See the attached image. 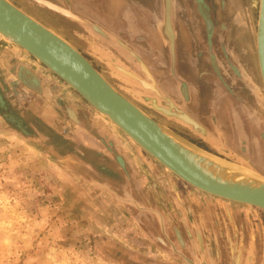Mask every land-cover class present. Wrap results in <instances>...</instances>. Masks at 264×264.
Here are the masks:
<instances>
[{
    "label": "rangeland",
    "instance_id": "374dc122",
    "mask_svg": "<svg viewBox=\"0 0 264 264\" xmlns=\"http://www.w3.org/2000/svg\"><path fill=\"white\" fill-rule=\"evenodd\" d=\"M10 1L71 42L75 37L70 29L79 31V28L70 24L67 25L69 30L62 28L55 16L49 14L48 17L41 11L47 6L35 0ZM49 1L54 3V0ZM147 1L142 5H148ZM203 1L209 6L213 29L208 33L206 21L200 20L199 15L197 21H194L193 14L200 7L199 0H176L174 4L181 40L185 44L184 57L189 60L188 65L184 66V75L193 83L192 89L197 87L198 91L201 87L212 85L216 89V77H221L219 72L222 70L224 83L232 89L234 99L244 111L237 120L238 114L233 106L220 105L217 108L216 96L212 91H206L200 95L201 100L203 98L206 101L200 108L205 109L201 111L198 106L195 107V118L208 132L219 125L226 133L228 140L224 145L221 144L219 150L211 152L231 161H243L264 174V85L256 47L258 5H255L254 0ZM155 5L158 6L157 2ZM182 16L186 21L181 20ZM200 35L202 39H207L208 47L196 41L195 38L199 39ZM4 43L26 53L0 36V45ZM209 56H213L220 65L218 72L210 63ZM31 59L61 86L64 95L59 97V102L64 103V108L60 118L64 126H70L62 129L66 134L70 128L75 130L72 137L84 140L82 147L78 144L80 149H90L89 145H93L91 138L101 132L104 124L110 130L113 146L121 154L116 153L115 148L110 149L113 158L100 160V166L108 170H98L99 165L95 166L98 169L90 167L94 158L91 150L87 152L83 149L86 152L85 158H79L74 152L77 146L70 147L60 142L64 153L55 151L46 139L48 129L41 120L45 112L40 104L31 105L29 100L16 101L10 95L8 81L0 74V264H210L209 257L211 259L219 244L216 238L228 227L226 221L223 223L226 210L234 215L233 221L236 222L240 221V217L249 215L257 231L263 232L264 209L209 194L185 182L101 115L44 64L32 56ZM237 67L244 68L253 76L254 81L248 83L255 98L239 72L234 70ZM3 70L0 65V72ZM200 75L203 76L201 84L195 82V76ZM197 91L193 90V97L197 98L200 92ZM142 104L162 113L153 106ZM73 106H78V109L80 107V119L83 120L84 115L87 120L82 123L85 124L84 129L74 125L71 112L76 119L77 113ZM162 123L181 134L175 126L165 121ZM242 124L247 126L248 135L240 133L239 126ZM208 136L215 138L210 132ZM227 149L240 153V160L224 155ZM130 172L135 174L130 180L133 188L139 185L148 194L154 192L157 196L154 206L140 203L129 191L124 195L120 193L123 188L121 178H130ZM108 178L114 179L112 187L117 194H113ZM171 180L181 196V202L186 204L187 208L180 209L182 213L192 215L197 210L207 218L210 230L197 226L201 236L199 241L194 239L192 231H179L181 225L177 207L163 186ZM115 195L124 199L132 197L146 209L121 201ZM209 203L215 206L211 207ZM213 214L221 221L219 228L214 225L216 219ZM164 215L170 231L165 228ZM140 220L153 224L146 228ZM197 244L204 252L200 258L201 263L195 262L187 252Z\"/></svg>",
    "mask_w": 264,
    "mask_h": 264
},
{
    "label": "flooded vegetation",
    "instance_id": "af4514ba",
    "mask_svg": "<svg viewBox=\"0 0 264 264\" xmlns=\"http://www.w3.org/2000/svg\"><path fill=\"white\" fill-rule=\"evenodd\" d=\"M129 1V0H128ZM146 2V0H140V1H133L130 0L127 4L128 6H136L137 8H142L141 4H144L143 2ZM158 4L156 6V2L153 0H148L147 4L151 7L157 8V14H155L156 10L153 9V11H147L146 14H144L142 19H138V23L144 28L148 30H154V32H158L159 34H164L162 35L160 42L163 45L164 49L167 50L168 52V61L169 67L167 68V72L169 73V78L168 82L164 79H159V78H154L153 73L151 69H149L148 66H146L142 62V56L140 52H136L135 50L137 47L132 46L133 42H126L128 45V49H126L122 42L118 39L112 43V41L109 43L107 41H104L103 34H98L102 33L99 31L98 33H94L95 26L94 22H92L88 17L79 15L82 18V21L80 20H74V19H69L65 17V15L53 11L47 7L42 8V12L46 13V15L49 17V14L55 16L56 22L58 20L60 22L59 25H62V28H65L66 30H69L70 28L67 25L74 26L77 29L79 28V32L76 29L71 28L70 30L73 31L72 34L74 35L73 41H69L67 38H65L67 41L72 43L81 53H83L92 63L93 65L98 69L100 73H102L103 76L107 78V80L118 90L120 91L123 95L137 103L140 107H142L145 111H148L155 119L159 121H165L168 122L171 126H175V129L180 131L181 134H183L185 137L189 138L191 141L195 142L199 146L209 150V151H217L220 149L221 144L225 143L227 141L226 133L220 128L219 125H216L213 130H209L210 133L215 135V138L211 136H205L199 133H196L192 128L187 127L185 124H183L177 117V115H170L169 117L154 110L153 108L144 106L143 100L141 97L137 94L138 92H143V88L141 86V81L144 80L146 83L149 85V88H153V81L155 82V86L157 89H159V94L153 93L151 90L144 92L145 95H142V98L144 100L148 99H154L157 100V104L161 107L167 108L169 112H172V114L178 112L187 113L191 117H196L195 111L193 109L195 107H199L201 111H203L205 108H200L204 103H206L205 99L202 98L200 95L203 92L208 91L211 93L213 92V95L216 96V104L217 108L221 106H233L235 109V112L238 114L237 120L240 119L239 115H243V108L242 106L234 99L232 89H230L225 83H224V72H221L220 70L219 74L220 76H217V81H216V89L213 87H201L197 98L193 97V90L192 89V84L191 80L188 81V78L184 75L185 70L184 66L188 65L189 60H186L184 57V48L185 44L184 41L181 40V32H180V26L177 18V9L172 8V13L170 14L169 6L173 2H169V0H155ZM134 2V3H133ZM136 2V3H135ZM54 3L63 6L65 8H69L71 11L75 13L73 10L71 3L68 0H54ZM154 4V6L152 5ZM160 4L162 6H160ZM146 5V6H148ZM199 8L195 9L194 12V21H197V15H199L200 20H203V22L206 21V26L207 30L206 32H212V24L209 25V12L204 8V1L199 0ZM160 7V8H159ZM188 12H190L188 9H185ZM181 15V14H180ZM203 16V17H202ZM183 17V16H182ZM182 21H186V19L183 17L181 18ZM193 20V19H192ZM211 22V21H210ZM164 25V26H163ZM205 26V24H204ZM164 27V28H162ZM98 28V27H97ZM195 31V30H194ZM216 33V32H215ZM60 35V34H59ZM64 37V36H62ZM196 41L199 40L200 45H204L208 47L207 44V39H202V36L200 35V38H195ZM145 41L146 38L144 39ZM202 41H205V43H202ZM148 42V41H147ZM142 43V42H140ZM149 43V42H148ZM139 46L138 49L143 52ZM213 49V47H211ZM130 50V51H128ZM210 52L212 54V50L210 49ZM201 54V53H200ZM210 54V55H211ZM166 55V54H165ZM206 57V56H204ZM203 57V59H204ZM202 58V55H200V59ZM209 61L211 64H213L214 67L218 68L220 65L217 64L215 58L213 56H209ZM111 64V65H109ZM218 65V66H217ZM221 69V68H220ZM236 72L243 73L242 75L247 76V71L244 68H239L237 67ZM112 71L115 73H118L120 75H123L125 77V80L122 82L119 79L114 78L112 75ZM129 73H134L137 74L138 76H141V81L136 80L131 78ZM184 78H183V77ZM240 76V75H239ZM199 84H201V80L203 76H195ZM247 78V77H246ZM254 79V78H251ZM164 81L169 84V87L172 89L173 92H169L168 90H165V83ZM185 81V82H184ZM244 81V80H243ZM204 88V89H203ZM10 89V88H9ZM251 90V89H250ZM14 91V90H13ZM197 91V92H198ZM10 92V91H9ZM175 92V93H174ZM168 95V96H166ZM169 104L172 105V107L169 106ZM174 105L177 107H174ZM174 108V109H173ZM166 109V110H167ZM178 109V111L176 110ZM262 110V109H261ZM213 117L210 118L213 122ZM186 119V118H185ZM196 119V118H195ZM42 120V118H41ZM85 121V120H83ZM259 121L262 123V119L259 118ZM200 122L204 123L203 121L200 120ZM264 123V120H263ZM218 124V123H217ZM107 147L110 149L115 148V145L113 146L112 142H106ZM77 148L74 150L75 154H78L79 158H85L86 152H89V148H82L83 145H75ZM113 146V147H112ZM85 149V151H83ZM118 150V149H117ZM115 151L116 153H120V151ZM121 154V153H120ZM119 154V155H120ZM124 159L125 156L122 154ZM227 157L233 159V160H240V153H238L236 150H228L225 151V154ZM94 158L90 162V167L95 169V166H98V170H104L105 168L100 166V160H104L98 156H93ZM113 157H110L108 159H111ZM129 177L127 178L122 177V192H120L122 195L126 191H129L133 194V196L142 204L149 205V206H154L157 202V196L154 194V192H151L148 194V192L140 186H136L135 188L132 187L131 181L132 176H135V174L129 173ZM158 176V175H157ZM108 183H110L112 186L114 185V179L108 178ZM172 181V180H171ZM167 182L164 183V190L165 187L167 188V192L171 196V200L174 202L175 206L177 207L176 211L178 214V218L180 221V232H188L192 231L194 233V239L199 241L201 238L200 234L197 232V226L201 225V228L210 230L207 218L205 217L204 214H200L199 212L194 211V213L191 214H183L182 211L180 210L182 207H186V204H183L181 202V196L176 191L174 182ZM165 182V181H164ZM121 190V189H120ZM119 190V191H120ZM183 190V189H182ZM166 192V191H165ZM166 192V193H167ZM171 192V194H170ZM188 197V196H187ZM211 207L215 206L212 203H209ZM187 208V207H186ZM226 214L224 213V221L228 223V227H226L224 232H220L219 235L217 236V240L219 241V244L215 248V253L212 255L211 259L209 257V263L210 264H264V230L263 232L259 233L257 231V228H255V224H252V220L250 219L251 217L249 215H245L244 218L240 217V221H233L234 215L228 210L225 211ZM139 214V213H138ZM213 218L216 219V215L213 214ZM145 217V215H144ZM164 220H165V228L166 230L170 231V226L167 224V217L164 215ZM140 222L148 228V225H152L153 223H148L145 220H140ZM221 221L216 219L214 221V225L216 228H219L221 226L220 224ZM225 222V223H226ZM222 223V225H223ZM182 229V230H181ZM178 230V229H177ZM178 231V232H179ZM212 231V230H211ZM177 232V231H175ZM214 235V234H212ZM162 236L165 238L164 234ZM166 239V238H165ZM222 240V242H221ZM241 245H244V247H241ZM189 256L195 261V262H200V258H202V254L204 253L203 250L201 249V246L197 244V246L194 249L189 248L187 251ZM196 264V263H195ZM202 264V263H201Z\"/></svg>",
    "mask_w": 264,
    "mask_h": 264
},
{
    "label": "water",
    "instance_id": "95a60500",
    "mask_svg": "<svg viewBox=\"0 0 264 264\" xmlns=\"http://www.w3.org/2000/svg\"><path fill=\"white\" fill-rule=\"evenodd\" d=\"M35 1L74 20L82 21V18L70 9L49 0ZM254 2L258 5L257 58L264 85V0ZM0 36L44 64L101 115L117 125L135 143L185 182L209 194L264 209V174L243 161H231L204 149L152 117L137 103L119 92L69 41L10 0H0ZM129 75L141 81L135 74ZM153 83V88H149L146 81H141L143 92L137 94L144 104L153 106L167 116L177 115L184 124L202 135L209 134L202 124L187 113L182 111L179 112L181 115L178 112L172 114L167 108L159 106L157 100H144V92L151 90L155 94L160 93L154 81ZM202 165L208 169L220 170H216L217 174L213 176L212 173H205ZM222 174H230L237 179L223 177ZM115 196L121 201H128L138 208L146 209L132 197L124 199Z\"/></svg>",
    "mask_w": 264,
    "mask_h": 264
},
{
    "label": "crops",
    "instance_id": "0c3cea01",
    "mask_svg": "<svg viewBox=\"0 0 264 264\" xmlns=\"http://www.w3.org/2000/svg\"><path fill=\"white\" fill-rule=\"evenodd\" d=\"M68 1L71 3V6L75 13L86 16L95 23L94 28L98 31H94V33H98L99 31H101L102 33L98 34H103L102 36L104 38V41H107L109 43L112 41V43H114L116 39L117 41L119 39L122 42L123 46H126L127 48H129L127 45L128 42L135 41L132 46L137 47L135 51L140 52L142 56V62L146 66H148L149 69H151L153 77L164 79L168 82V79L170 78L169 73L167 72V68L169 67L170 62L167 58L168 52L166 49H164L163 45L160 42V39L162 35L164 36V34H159L157 31L154 32V30H148L140 25L142 23H138V19L143 18L142 16L146 14V10L153 11V9H155V14H157V8H153L149 5L145 6L142 4V8H137L134 5H125L130 0ZM171 1L173 2V4L171 3L169 6L170 14L173 11L172 8L175 7L174 4L176 0H169V2ZM204 8L209 12V6L205 2ZM63 38L65 39V37ZM145 38L149 43L144 40ZM139 46L141 47L140 49L143 52L138 49ZM0 65L3 69H5L1 71L0 74H3L5 76V81H8L10 85V95L18 102L29 100L31 105H34V103L40 104V108L44 110L45 113L42 114V123L48 129V135L46 139L48 140V144L51 148L53 147L55 151H61V147H63V145H60L61 143L65 144L66 146L69 144L70 147H75V145L78 144H84V140H76V138L72 137L74 136L73 133H75V130H73V128H70V132H68L67 134L62 129V127L69 128L70 126H64L63 119L60 118V115L63 112L62 110L64 108V103L59 102V97L64 95V92H62V88L58 84V81L49 78V76H47L44 71L31 59V56L28 53H24L19 48L6 45L5 43L0 45ZM242 74L243 73L239 72L240 77L244 80L245 84L250 89L248 81L253 82L254 79H251L253 78V76L248 71L246 74L247 76H244ZM112 75L114 76V78L119 79L122 82L125 80V77H123V75L115 73L114 71H112ZM135 76L142 78L137 74H135ZM166 81H164L165 90L173 92ZM24 91L28 92V94H25ZM250 91L252 93V96L254 97L252 90ZM73 107L77 113L76 119L73 111L71 110V116L74 125L80 129H84L83 127H85V124L82 123H85L87 120L84 115L82 117L85 122L80 119V114L78 115V111L81 109L80 107L79 109L77 108L78 106ZM239 128L241 129L240 133L242 135H248L249 130L247 129V126L242 124V126H239ZM100 131L101 132L98 133L99 135L96 133L94 137L91 138V140L93 141V145L90 144L89 146L93 156L96 155L102 159H108L112 157V154L110 148L106 146V142L110 143L112 140V136L109 134V128H107L104 124L102 125V130ZM53 138H57L56 140L58 141ZM101 139L103 140V143L101 142ZM105 170H108V168L105 167ZM121 171L125 173H127V171L129 172V170ZM109 185L113 194H117L112 185L110 183Z\"/></svg>",
    "mask_w": 264,
    "mask_h": 264
},
{
    "label": "bare ground",
    "instance_id": "6f19581e",
    "mask_svg": "<svg viewBox=\"0 0 264 264\" xmlns=\"http://www.w3.org/2000/svg\"><path fill=\"white\" fill-rule=\"evenodd\" d=\"M169 106L172 107L171 104H169ZM173 109H174V108H173ZM184 113H185V112H184ZM185 114H186V113H185ZM180 115H181V114H180ZM202 167H203L202 169H203V171H204L205 173H208V174H211V173H212L211 175H213V174H217V173H215V172H217L216 170H220V169H215V168H214V169H210V168L208 169V168H205L204 165H202ZM209 170H212V171H209ZM207 171H209V172H207ZM221 173H222V172H221ZM218 175H219V174H218ZM213 176H214V175H213ZM219 176H220V175H219ZM222 176H223V177H229V176H230V177H232L231 179H237L235 176L230 175V174H229L228 176H227V174H222Z\"/></svg>",
    "mask_w": 264,
    "mask_h": 264
}]
</instances>
